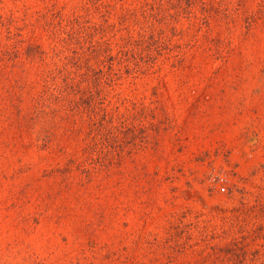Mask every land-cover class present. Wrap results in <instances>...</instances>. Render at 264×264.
<instances>
[{
	"label": "rangeland",
	"instance_id": "rangeland-1",
	"mask_svg": "<svg viewBox=\"0 0 264 264\" xmlns=\"http://www.w3.org/2000/svg\"><path fill=\"white\" fill-rule=\"evenodd\" d=\"M0 264H264V0H0Z\"/></svg>",
	"mask_w": 264,
	"mask_h": 264
}]
</instances>
